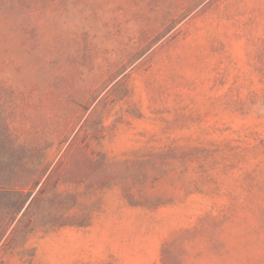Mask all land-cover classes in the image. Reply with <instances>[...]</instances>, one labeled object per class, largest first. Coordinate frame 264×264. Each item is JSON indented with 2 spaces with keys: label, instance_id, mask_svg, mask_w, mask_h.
I'll use <instances>...</instances> for the list:
<instances>
[{
  "label": "rangeland",
  "instance_id": "rangeland-1",
  "mask_svg": "<svg viewBox=\"0 0 264 264\" xmlns=\"http://www.w3.org/2000/svg\"><path fill=\"white\" fill-rule=\"evenodd\" d=\"M0 264H264V0H0Z\"/></svg>",
  "mask_w": 264,
  "mask_h": 264
}]
</instances>
